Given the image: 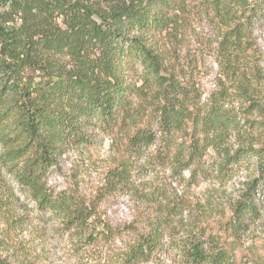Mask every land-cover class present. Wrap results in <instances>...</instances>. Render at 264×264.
Masks as SVG:
<instances>
[{"label": "trees", "instance_id": "16d2710c", "mask_svg": "<svg viewBox=\"0 0 264 264\" xmlns=\"http://www.w3.org/2000/svg\"><path fill=\"white\" fill-rule=\"evenodd\" d=\"M188 0H0V211L9 227L13 206L3 172L37 208L49 211L75 239L78 252L103 239L109 244L101 264H141L171 251L182 264H225L248 224L258 217L257 189L264 185V147L229 152L225 135L237 126L219 103V91L196 102L178 79L162 74L163 59L154 35H174ZM219 26V55L227 65L242 50L253 16L264 0H199ZM154 85L162 130L136 129L126 135L117 181L128 180L137 159L172 164L187 183L222 176L246 153L258 156L259 175L232 207L222 237L218 229L192 222L181 229L173 216L184 202L165 198L141 229L120 247L110 246L112 230L99 228L84 203L70 194H53L46 177L71 143L95 141V133L123 130L130 119L138 74ZM256 111L263 110L257 102ZM185 132L178 140L177 132ZM174 148L173 154L171 149ZM214 156L206 160L207 150ZM250 150V151H247ZM178 229V230H177ZM61 230V229H60ZM183 230V235L179 232ZM60 231H58L59 233ZM64 232V231H63ZM14 264H34L26 249ZM0 264H11L0 255Z\"/></svg>", "mask_w": 264, "mask_h": 264}, {"label": "rangeland", "instance_id": "374dc122", "mask_svg": "<svg viewBox=\"0 0 264 264\" xmlns=\"http://www.w3.org/2000/svg\"><path fill=\"white\" fill-rule=\"evenodd\" d=\"M245 39L233 64L227 65L219 55V26L203 12L199 0H188L174 35H154L163 59V75L178 79L197 103H205L219 91V103L237 122L224 138L231 153L264 147V4L253 16ZM137 74V92L131 96V117L126 128L108 134L97 132L96 140L90 143L68 144L50 167L47 186L53 194H70L84 203L99 228L112 230L110 246L120 247L133 230L141 229L147 217L154 214L153 205L163 203L165 198L184 202V208L173 216L175 227L181 229L195 222L219 228L222 237L233 241V236L223 233V229L231 220L233 205L259 175L258 156L246 153L230 164L222 176L209 175L196 183H187L188 170L178 174L172 164L151 163L142 157L134 162L128 180H116L114 173L123 159L126 135L141 128L152 131L156 142L150 152L166 136L154 85ZM254 102L263 110L250 106ZM176 137L179 141L185 139V132H177ZM207 152L206 160L214 156L211 149ZM2 172L12 200V218L18 217L20 221L9 229L0 211L2 257L14 264L27 249L34 264L103 262L109 246L105 240L99 238L78 252L75 239L62 230L60 220L49 211L41 212L28 193ZM257 198L258 217L248 224L232 259L225 264H264V185H259ZM141 264L182 262L173 252L163 251Z\"/></svg>", "mask_w": 264, "mask_h": 264}]
</instances>
